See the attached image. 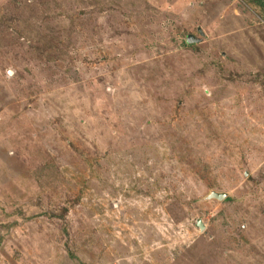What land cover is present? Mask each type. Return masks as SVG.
<instances>
[{
	"label": "rangeland",
	"instance_id": "374dc122",
	"mask_svg": "<svg viewBox=\"0 0 264 264\" xmlns=\"http://www.w3.org/2000/svg\"><path fill=\"white\" fill-rule=\"evenodd\" d=\"M263 16L0 0V264H264Z\"/></svg>",
	"mask_w": 264,
	"mask_h": 264
},
{
	"label": "water",
	"instance_id": "95a60500",
	"mask_svg": "<svg viewBox=\"0 0 264 264\" xmlns=\"http://www.w3.org/2000/svg\"><path fill=\"white\" fill-rule=\"evenodd\" d=\"M188 42H195V39L192 38L191 36L188 38ZM227 197L226 192H219L216 190H211V192L208 194L207 198L211 199H218V200H224ZM198 225L200 226L201 229L204 228V224L201 219H198Z\"/></svg>",
	"mask_w": 264,
	"mask_h": 264
},
{
	"label": "trees",
	"instance_id": "16d2710c",
	"mask_svg": "<svg viewBox=\"0 0 264 264\" xmlns=\"http://www.w3.org/2000/svg\"><path fill=\"white\" fill-rule=\"evenodd\" d=\"M252 2L257 5L264 14V0H252ZM264 17V16H263ZM185 43L188 45L189 43L185 41ZM192 45H195V42H192Z\"/></svg>",
	"mask_w": 264,
	"mask_h": 264
}]
</instances>
